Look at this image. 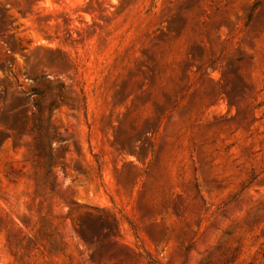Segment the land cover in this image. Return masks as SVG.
Listing matches in <instances>:
<instances>
[{"label": "rangeland", "instance_id": "rangeland-1", "mask_svg": "<svg viewBox=\"0 0 264 264\" xmlns=\"http://www.w3.org/2000/svg\"><path fill=\"white\" fill-rule=\"evenodd\" d=\"M123 244L264 264V0H0V264Z\"/></svg>", "mask_w": 264, "mask_h": 264}, {"label": "trees", "instance_id": "trees-1", "mask_svg": "<svg viewBox=\"0 0 264 264\" xmlns=\"http://www.w3.org/2000/svg\"><path fill=\"white\" fill-rule=\"evenodd\" d=\"M85 100L86 98H84V101ZM84 109H86V106H84ZM28 129L30 130V128ZM39 131L41 132V128ZM39 146L42 147L44 153L39 151ZM37 151L39 158H47V153L45 152V146L43 145L41 146V144H39ZM49 167H51L50 164ZM114 221L115 222L118 221L116 217H114ZM79 234L84 240L86 241L90 240L89 238L90 236H88L87 232L80 230ZM123 247L126 248L130 253V258H128V260H124L123 262H121V264H163L162 261H160L151 251H149L144 246H140L137 244L134 246H131L129 244H123Z\"/></svg>", "mask_w": 264, "mask_h": 264}]
</instances>
